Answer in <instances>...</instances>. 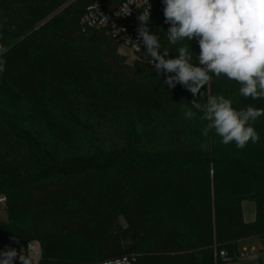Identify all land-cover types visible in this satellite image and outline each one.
Here are the masks:
<instances>
[{
    "label": "trees",
    "instance_id": "1",
    "mask_svg": "<svg viewBox=\"0 0 264 264\" xmlns=\"http://www.w3.org/2000/svg\"><path fill=\"white\" fill-rule=\"evenodd\" d=\"M97 1L112 12L125 0H0L7 49L0 195L8 216L0 250L38 240L42 264H85L56 259L67 241L94 247L100 263L130 256L133 264H222L218 254L232 256L249 238H259L264 251V116L253 125L260 140L244 149L214 132L203 136L202 113L184 116L208 95H223L237 110L264 108V99L241 96L224 76H213L201 98L180 84L170 88L143 58L144 45L129 64L104 30L81 31ZM58 8L60 25H37L35 11L48 17ZM163 9L159 0L149 31L175 58L181 44L167 40ZM182 44L198 64L197 41ZM227 89L235 94L224 95ZM146 191L153 192L152 217L139 208ZM244 202L255 205L252 223Z\"/></svg>",
    "mask_w": 264,
    "mask_h": 264
},
{
    "label": "clouds",
    "instance_id": "2",
    "mask_svg": "<svg viewBox=\"0 0 264 264\" xmlns=\"http://www.w3.org/2000/svg\"><path fill=\"white\" fill-rule=\"evenodd\" d=\"M165 22L170 25L166 37L170 44L177 45L178 55L169 57V50L161 51L160 37L147 27L149 11L138 19L137 42H128L140 50L142 42L146 51L144 59L154 66L157 73L166 77L164 83L170 88L184 86L195 97H203L201 89L210 83L213 76L226 77L240 85L239 94L252 100L264 99V0H162ZM195 39L199 45L197 63L193 52L184 40ZM7 49L0 46V73L5 71L3 55ZM195 109L196 111H193ZM197 112L206 121L202 135L214 132L221 143H234L244 149L249 142L255 144L260 136L254 123L264 116V108L251 105L237 110L232 101L223 95H208L206 103L191 102L185 119ZM201 148L207 150V145ZM34 264L32 245L17 251L14 248L0 250V264ZM119 264V262H117Z\"/></svg>",
    "mask_w": 264,
    "mask_h": 264
},
{
    "label": "built area",
    "instance_id": "3",
    "mask_svg": "<svg viewBox=\"0 0 264 264\" xmlns=\"http://www.w3.org/2000/svg\"><path fill=\"white\" fill-rule=\"evenodd\" d=\"M159 0H125L116 10L106 11L101 2L97 1L91 4L84 12L80 27L83 33L92 30H104L118 45V48L124 53L125 57L135 62L142 51L143 43H139L140 50H137L132 43L137 42L139 35L138 28L141 26V21L138 17L141 13L149 11L150 18L147 24L149 29L150 21L154 16ZM7 205L5 197L0 198V208L4 209ZM32 245V254L34 257V264H42L43 262V247L40 241L31 240L27 243ZM222 260H227L228 255L221 252ZM247 258H252L251 254L246 252ZM133 264L135 259L130 256H124L118 259L104 261L100 264ZM19 264V261H16Z\"/></svg>",
    "mask_w": 264,
    "mask_h": 264
},
{
    "label": "rangeland",
    "instance_id": "4",
    "mask_svg": "<svg viewBox=\"0 0 264 264\" xmlns=\"http://www.w3.org/2000/svg\"><path fill=\"white\" fill-rule=\"evenodd\" d=\"M62 11V8H58L55 11L51 13L48 17H43L41 13L35 11V21L38 26H44L46 24H52V26L60 25L61 21L58 19L60 12ZM119 55L126 58L124 53L119 49L118 51ZM127 62L129 64H133L131 60L126 58ZM224 95L232 96L235 93L228 90H224ZM1 197H5L4 195H0ZM144 204L142 206H139L140 211L145 215V217H152L154 215V210L152 209V202H153V192L146 191L144 192ZM255 213V205L252 202H245L244 204V215L246 217L247 221H252L253 214ZM8 216L6 211H4L2 208H0V222H7ZM120 222L123 226H126V221L122 218L120 219ZM249 244H246L244 247L247 249H255V252L253 255H257L259 259L251 260L247 258L246 252L243 251L244 247L241 245L237 248L236 253L232 256L226 253L228 255L227 260H222L220 254H218L219 260L222 261V264H264V256L261 255L262 245L258 241V239H250ZM59 246L60 248H63V250H60V254L58 258L56 259H64V260H73L76 259L80 263L85 264H99L101 262V258L99 255V252L94 247L88 245V244H82L78 247L74 246L73 242L67 241L62 242ZM76 254V255H75ZM75 257V258H73Z\"/></svg>",
    "mask_w": 264,
    "mask_h": 264
},
{
    "label": "crops",
    "instance_id": "5",
    "mask_svg": "<svg viewBox=\"0 0 264 264\" xmlns=\"http://www.w3.org/2000/svg\"><path fill=\"white\" fill-rule=\"evenodd\" d=\"M244 204H245V202L243 203V216H244V220H245L246 223H252V222H254L255 219H256V208H255V213L253 214L252 219H250V220H252V221H247V220H246V217H245V215H244ZM250 239H258V241H259V242L261 243V245H262V242H261V240H260L259 238H249V239H244V240H240V241H238L237 244H236V245H237V248L240 247L241 245H243V247H244L246 244H249V243H250L249 241H251ZM243 251H244V252H248V254H251V255H252V258H249V259H251V260L259 259L257 255H256V256L253 255V253L255 252V249H254V248L249 250V249H247L246 247H244ZM260 251H261V255L264 256L263 247H262V250H260ZM225 253H226V252H225Z\"/></svg>",
    "mask_w": 264,
    "mask_h": 264
}]
</instances>
